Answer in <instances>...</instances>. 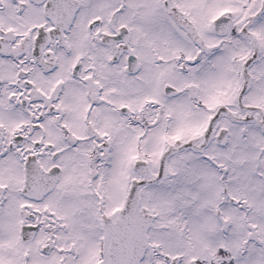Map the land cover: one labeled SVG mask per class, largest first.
Segmentation results:
<instances>
[{
  "label": "snow or ice",
  "instance_id": "1",
  "mask_svg": "<svg viewBox=\"0 0 264 264\" xmlns=\"http://www.w3.org/2000/svg\"><path fill=\"white\" fill-rule=\"evenodd\" d=\"M0 264H264V0H0Z\"/></svg>",
  "mask_w": 264,
  "mask_h": 264
}]
</instances>
